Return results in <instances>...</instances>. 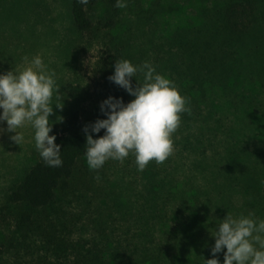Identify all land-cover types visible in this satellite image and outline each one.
Returning a JSON list of instances; mask_svg holds the SVG:
<instances>
[{
    "label": "trees",
    "instance_id": "obj_1",
    "mask_svg": "<svg viewBox=\"0 0 264 264\" xmlns=\"http://www.w3.org/2000/svg\"><path fill=\"white\" fill-rule=\"evenodd\" d=\"M97 1H70L77 30L92 32L88 9ZM213 1L212 12L205 7L202 39L190 40L185 47L190 74L179 75L174 82L186 98L188 110L180 115L192 126L174 154L162 162L165 166L149 161L137 183L134 179L107 190L104 205H94L86 216L85 210L72 213L60 208L59 199L81 193L82 182H76L74 172L85 157L84 126L91 124L74 111L50 132L61 146L62 165L49 167L38 153L7 192L0 214L10 206L26 208L18 217L20 224L55 249L54 258L45 257L39 264H204L212 257L211 233L218 220L235 210L236 188L246 197L254 191L239 178L250 133L241 114L264 111V102L257 106L248 96V72L241 67L236 38L251 28L255 5L250 0ZM109 95L125 103L130 100L129 93L113 82L102 100ZM88 131L94 138L102 135L91 133L90 127ZM54 199L55 221L41 217L38 210L45 212ZM13 247L12 242H1L0 257Z\"/></svg>",
    "mask_w": 264,
    "mask_h": 264
},
{
    "label": "rangeland",
    "instance_id": "obj_2",
    "mask_svg": "<svg viewBox=\"0 0 264 264\" xmlns=\"http://www.w3.org/2000/svg\"><path fill=\"white\" fill-rule=\"evenodd\" d=\"M70 1L0 0V72L22 69L34 56L41 57L46 68L54 71L58 89L51 100L53 112L49 123L52 127L74 111L89 123L104 118L99 105L112 83L107 77L113 71L115 59L126 58L137 65L148 61L173 82L178 81L179 75H189L184 61L185 47L190 40L202 39L201 29L207 28L205 7L212 12L215 4L213 0H125L126 6L118 8L111 0H98L88 9L92 21V32L88 33L74 27ZM250 1L255 5L253 23L249 31L236 38L241 67L248 72L245 87L250 91L249 98L253 97L258 106L264 102V0ZM131 79L135 86V78ZM137 79H143L139 72ZM241 115L250 133L244 170L240 171L239 178L254 191L246 197L243 190L236 188L232 196L235 210L230 215L252 214L253 218L264 219V111L247 117ZM191 123L180 115V124L172 134V154ZM6 127V122H0V128ZM18 131L23 135L20 144L10 139L14 133L0 132V207L6 202L7 192L38 154L31 126L25 124ZM100 131L103 135L104 130ZM148 168L146 165L138 170L132 154L122 162L108 159L98 169H90L84 157L77 162L74 172L76 182L84 183L80 186L81 193H70L57 204L67 212L85 210L86 216L93 213L94 205H104L107 190L117 189L134 179L137 183L138 176ZM23 211L26 208L10 206L0 214V243H14L0 257V264H39L45 257L48 260L55 257V249L43 245V236L20 224L18 217ZM38 212L41 217L47 215L55 221V199L45 212L42 209ZM223 251L215 254L220 264H223Z\"/></svg>",
    "mask_w": 264,
    "mask_h": 264
},
{
    "label": "clouds",
    "instance_id": "obj_3",
    "mask_svg": "<svg viewBox=\"0 0 264 264\" xmlns=\"http://www.w3.org/2000/svg\"><path fill=\"white\" fill-rule=\"evenodd\" d=\"M78 2L87 4L88 0ZM115 6L125 7V0H115ZM138 72L142 80L137 79ZM107 78L133 98L125 103L120 97L107 96L99 105L104 118L84 126L88 167L98 169L108 159L122 162L129 154L134 156L138 170L151 160L157 164L165 161L173 152L172 134L180 124V114L188 110L186 98L148 61L137 65L126 58L115 59ZM57 90L54 71L47 69L38 55L22 69L0 72V122L7 126L0 132L14 133L10 139L20 144L23 135L18 129L29 124L35 149L49 167L63 163L61 146L55 142V133L50 134L49 123L51 100ZM89 127L91 133L103 129V135L94 138ZM211 235L215 238L210 250L213 255L204 259V264H220L215 254L222 249L223 264H264V219L227 213Z\"/></svg>",
    "mask_w": 264,
    "mask_h": 264
}]
</instances>
